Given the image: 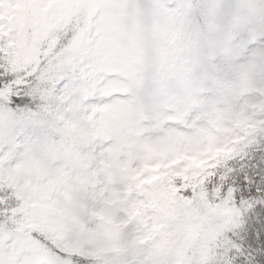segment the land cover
<instances>
[{"label":"snow or ice","instance_id":"snow-or-ice-1","mask_svg":"<svg viewBox=\"0 0 264 264\" xmlns=\"http://www.w3.org/2000/svg\"><path fill=\"white\" fill-rule=\"evenodd\" d=\"M0 264H264V0H0Z\"/></svg>","mask_w":264,"mask_h":264},{"label":"trees","instance_id":"trees-1","mask_svg":"<svg viewBox=\"0 0 264 264\" xmlns=\"http://www.w3.org/2000/svg\"><path fill=\"white\" fill-rule=\"evenodd\" d=\"M5 15L8 17L10 21L13 22L14 26H22L24 21L32 14V9L29 5H20L18 8L15 10L5 6ZM14 18V19H13ZM247 18L246 16L242 13L241 14V22L244 23L246 22ZM55 26V25H53ZM147 153V145L144 144H139V143H131L129 144L125 149H124V154H125V161L124 165L127 167H131L132 161L137 159V154L138 153ZM144 155V156H145ZM144 156L140 157V160L144 158Z\"/></svg>","mask_w":264,"mask_h":264},{"label":"rangeland","instance_id":"rangeland-1","mask_svg":"<svg viewBox=\"0 0 264 264\" xmlns=\"http://www.w3.org/2000/svg\"><path fill=\"white\" fill-rule=\"evenodd\" d=\"M146 158H147V153H146V155L144 156V158L141 159V163H143V160L146 159Z\"/></svg>","mask_w":264,"mask_h":264}]
</instances>
